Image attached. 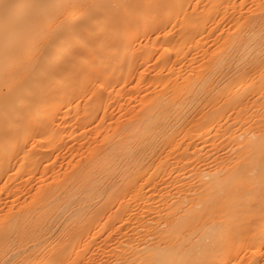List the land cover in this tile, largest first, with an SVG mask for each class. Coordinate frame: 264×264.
<instances>
[{
  "label": "bare ground",
  "instance_id": "obj_1",
  "mask_svg": "<svg viewBox=\"0 0 264 264\" xmlns=\"http://www.w3.org/2000/svg\"><path fill=\"white\" fill-rule=\"evenodd\" d=\"M0 264H264V0H0Z\"/></svg>",
  "mask_w": 264,
  "mask_h": 264
}]
</instances>
